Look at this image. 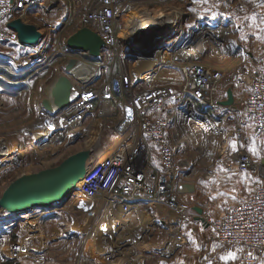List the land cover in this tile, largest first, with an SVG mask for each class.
<instances>
[{
    "label": "built area",
    "instance_id": "2783aa9c",
    "mask_svg": "<svg viewBox=\"0 0 264 264\" xmlns=\"http://www.w3.org/2000/svg\"><path fill=\"white\" fill-rule=\"evenodd\" d=\"M38 1L0 0V46L19 42L18 34L7 28V23ZM129 1L132 0H71L74 12L82 15L78 28L87 26L104 39L101 58L109 62L111 68L116 58L123 55L122 52L126 53V48L143 41L138 35L141 28L121 27L120 20L125 17ZM169 1L176 4L180 0ZM261 1L264 8V0ZM177 8L172 7L171 16L184 17L186 12ZM163 17L146 27L163 28L156 40L171 46L156 52L152 58L156 61L150 70L144 73L121 69L118 73L110 72L103 79L98 73L101 63L84 61L97 71L87 70L83 78L74 73L69 76L73 86H77V94L59 108L51 111L42 108L40 116L28 129L31 140L20 147L31 145L37 156L39 151H51L64 142L85 139L95 131L101 134L107 121H111L110 127L116 138L114 147L108 156L100 157L94 165L91 164L94 156H90L78 187V194L90 205L79 202L75 208L87 219L86 237L76 264H135L138 260L130 256V251L153 235L155 222L166 224L165 215H169L175 225L176 220L187 216L190 205L181 201L182 182L178 178L192 168V163L180 155L179 139L170 127L175 126L177 117H191L188 119L190 126L224 131L215 159L207 169L193 168L187 175L189 180L213 182L219 171L227 175L258 173L264 179V153L257 159L243 146L250 125L264 140V71L252 75L247 70L242 80L248 89L245 99L239 100L234 93V104L221 106L220 101L227 99L226 93L221 95L224 70L200 62L197 56L185 54V47L172 51L184 32L181 34L180 27L177 29L172 25L176 22H168ZM170 32L177 35L170 37ZM133 42L136 44L131 45ZM167 51L172 53V59L161 61V54ZM79 54L85 53L73 55L81 59ZM163 64L179 69L181 79L177 83L157 85ZM141 85L153 87L139 92ZM219 110L221 117L216 122L214 118ZM200 121L204 125L201 126ZM230 121L232 125L226 129ZM230 138H234V144H230ZM100 145L99 151H104ZM94 153L97 157L98 153ZM51 159L52 155L48 160ZM152 202H162L168 212L159 215L142 209ZM147 218H151V225L146 222ZM206 219L222 251L238 254L240 264H255L264 255V185L240 197L220 214ZM171 228L165 227L168 247H163L166 248L164 252L167 248L171 251L176 248L170 234L174 227ZM1 241L0 262L29 257L37 264L47 259V251H40L36 245L27 249L22 239L7 245ZM124 251L125 260L121 256ZM139 260L144 264V259Z\"/></svg>",
    "mask_w": 264,
    "mask_h": 264
},
{
    "label": "rangeland",
    "instance_id": "374dc122",
    "mask_svg": "<svg viewBox=\"0 0 264 264\" xmlns=\"http://www.w3.org/2000/svg\"><path fill=\"white\" fill-rule=\"evenodd\" d=\"M129 3L138 4L137 9L141 13L129 14L127 8L124 19L120 20L121 27L132 28L137 20L150 19L151 16H159L160 13V16H164V19L167 18L168 22H176L172 25L177 29L179 26L180 33L187 34L190 41L200 40V35L208 39L210 42L205 43L207 46L205 52L210 58L218 60L220 63L224 61L231 66H233L232 64L236 66L230 70L222 67L225 69L222 89L232 88L241 101L248 93L247 86L242 83L246 71L250 70L253 75L255 69L257 71L264 70V16H251L254 10L262 9L264 11L261 0H190L189 3L180 0L176 4H172L169 0H132ZM187 5L189 10L192 8V15L188 16V12L184 8H187ZM175 6L186 12L185 19L182 16L178 19L171 16L173 12L170 10ZM141 7L154 15L145 13L143 17L141 16L142 18L139 17L143 13ZM201 15H208V20L203 25L196 22L197 26H193L194 19ZM15 17L24 23L35 25L44 37L36 47L20 48L9 44L0 46V145L13 152L10 155L13 160L10 159L11 162L7 161L0 167V196L10 183L21 175H29L55 167L70 155L85 150L89 151L88 144L98 139L106 151H111L116 140L110 127L111 121H107L101 134L95 131L85 139H74L54 146L51 151L49 150L52 153L51 160H42L44 155L41 156V151L38 156L34 155V148L29 144L25 148H20L32 138L28 129L40 116L46 89L59 80L57 78L59 74L64 76L63 68L67 60L76 56L68 49L67 39L78 29L82 15L74 12L71 0H39L35 5L30 6L24 14H16ZM160 18L162 17H158L157 20H161ZM219 30L222 32L221 38L227 39L228 42L212 38L211 33H216ZM173 34L170 32V37ZM182 36L178 38V43L182 41ZM122 54L116 58L112 68L103 57L97 59L96 62L101 63L98 66L99 77L105 79L110 72L116 73L121 69L146 73L156 61V58L139 59L140 62L136 61L137 64L134 65V61L128 57L125 51ZM172 57V53L167 51L161 54L160 59L161 61L163 59L170 60ZM176 71L178 72L179 69L163 64L156 79L157 85H159L158 79L162 77L163 73H176ZM152 85H141L138 91L145 92L146 89L153 87ZM219 117H221L220 110L214 120L218 122L217 118ZM188 119L191 117H180L179 119L177 117L175 126L171 125L170 127L179 139L177 142L180 143V155L185 156L192 163V168L186 170L178 178V181L182 182L180 185L181 201L189 204L190 209L185 218L176 220L177 223L174 222L176 226L173 224V219H170L171 216L168 217L169 215H165L164 212L159 213V215L166 216V224L160 225L155 222L153 235L149 236L153 238L152 242L130 251L132 258L144 259V264H155L159 258L163 260L162 264H185L191 262L192 259H194L193 263L196 262L200 253H205L204 246H200L197 239L201 235L205 240H210L212 245H218L206 219L220 214L214 206L217 201V199L215 200L217 193L214 194L216 190L207 192L209 187L202 184L206 183L213 188L214 183H217V178L213 182L203 179L189 180L187 172L192 171L193 168L207 169L216 157V151L219 149L217 147L224 131L221 129L219 132L212 131L211 127L207 126H190ZM200 122L201 126L204 125V122ZM231 125L232 121L228 122L226 129ZM247 133L249 136L243 146L254 157L260 159L264 153V140L254 131L252 125L248 127ZM234 143V138H230V144ZM253 148L255 152L252 151ZM202 149L203 151H201ZM17 157L20 160H17ZM228 176L229 182L234 181L243 196L264 185V179L258 173H239ZM78 187H75L77 190L61 205L55 203L49 207L50 209L47 207L46 209L38 208L28 214L15 216L7 215L0 209L1 243L7 245V243L22 239L27 249L36 245L40 251H47V259L42 264H76V258L86 237L84 227L87 223L85 215L75 209L79 202L86 203L85 198H81L78 194ZM198 202L203 204H198ZM207 205L208 207H205ZM196 206L204 209L202 215L195 211L194 207ZM41 212L46 214L41 215L39 220L33 219V217L42 214ZM196 216H201L204 221L196 219ZM146 222L150 225L153 223L151 218H147ZM165 227H174L173 232L176 231V236L175 233L171 235L172 244L176 246L173 251L167 248V251L164 252L166 248L163 247L167 246L168 239L164 236ZM15 236L16 238H14ZM181 237H183V243L179 245L175 240ZM121 256L125 260L126 252Z\"/></svg>",
    "mask_w": 264,
    "mask_h": 264
},
{
    "label": "water",
    "instance_id": "95a60500",
    "mask_svg": "<svg viewBox=\"0 0 264 264\" xmlns=\"http://www.w3.org/2000/svg\"><path fill=\"white\" fill-rule=\"evenodd\" d=\"M7 26L18 34L19 43L25 47L38 46L44 37L35 25L24 23L19 18L8 22ZM162 29L155 25L141 28L138 31V35L143 38V41L134 47L127 48L126 54L128 57L132 61L152 59L156 52L165 51L166 47L171 45L157 42L156 40L159 31ZM176 35L175 33L172 37ZM190 42V40L184 39V41L174 44L172 51L186 47ZM104 46L105 41L101 35L87 26L78 28L67 39V47L72 54L88 53L94 59L101 57ZM81 65L89 67L91 71L94 68L77 57L69 58L63 68L64 80H60L50 89L51 95L59 96L70 91L73 83L69 76L73 75L74 70ZM60 101L63 103L62 106L67 104L69 102V94L63 95ZM233 104L234 91L229 88L227 90V99L220 101V105L228 107ZM42 105L47 111L52 110L49 104L42 103ZM89 159L90 152L85 150L70 155L55 167L46 168L29 175H21L2 192L0 209L30 210L32 208L50 207L55 203L61 205L77 190L75 185L84 177ZM194 209L199 215L203 214L201 207L196 206ZM197 219L204 221L201 216L197 217Z\"/></svg>",
    "mask_w": 264,
    "mask_h": 264
},
{
    "label": "crops",
    "instance_id": "0c3cea01",
    "mask_svg": "<svg viewBox=\"0 0 264 264\" xmlns=\"http://www.w3.org/2000/svg\"><path fill=\"white\" fill-rule=\"evenodd\" d=\"M182 1L187 2V3L190 2V0H182ZM184 8L188 12V16H189V14L192 15L191 14L192 8L189 10L188 5H187V8L186 7H184ZM251 16H264V11L262 9L261 10H258V9L254 10V12L251 14ZM186 17L187 16H185L183 19H185ZM208 18H209L208 15H201L199 17H196L194 19V25L193 26H197L196 22H199L200 25H203L205 23V21L208 20ZM186 22L188 23L187 20H186ZM184 39H188V35L187 34L185 35V33L183 35L182 41H184ZM197 42H198L197 40L191 41L185 47V49H183L184 53L185 54H194L192 49L194 48V45L197 44ZM197 57L200 59L199 60L200 62L205 63V62L209 61L211 63H207V64L213 65V66L220 68L224 71H225V69L230 70V69H234L236 67V66H234V64H232L233 66H231L230 64H227L224 61L222 63H220L218 60L210 58V56L207 55L206 52L202 53V55H198ZM224 65H226V66H224ZM222 67H225V69ZM228 67H231V68H228ZM232 67H234V68H232ZM262 71H264V70H258L257 71V69H255L254 73L256 74V73L262 72ZM180 79H181V75H180L179 71L178 72L176 71V73H170V72L163 73L162 77L158 79V84L159 85H170V84H173L175 82H178ZM221 93H222L221 94L222 97L225 96V93L227 94V89H225V90L222 89ZM216 181H217V183H214L213 188H211V186H208V184H206V183H202V184L206 187H209V189H207V192H210L211 190H214V191L216 190L214 192V194L217 193V195L215 196V197H217V198H215V200L217 199V201L215 202L214 206H215V209L217 210V212L221 213V212L225 211L230 205H232L237 199H239L243 195L241 194L240 189L235 185L234 181H232V183L229 182V176L227 174H223L219 171V174L217 175ZM200 186H202V185H200ZM204 186H202V187H204ZM200 203L203 204L202 202H198V204H200ZM205 207H208V205ZM62 209L64 210V208H62ZM45 214L46 213H42V214H40V216L41 215L43 216ZM40 216L39 217H33V219L37 218L39 220ZM197 217L198 216H196L195 218L197 219ZM33 219H31V220H33ZM197 239H198V243L200 244V246H204L205 253L201 252L199 257L196 258V262L193 263L194 259H192L191 262H188V263L186 262L185 264H240L238 254L234 253L235 259H225V257H228L229 254H225L219 245H216V244L212 245L210 243V240L209 241L205 240L204 236H202V235L199 236ZM152 240H153V238H150V237L145 238V240L142 242H139L134 247V249H139L140 246L149 245V243L152 242ZM134 258L136 260H138L135 264H140V260H139L140 258L139 257L138 258L134 257ZM162 261L163 260L161 258H159L155 262V264H162L161 263ZM175 261L177 262V259ZM14 263L15 264H36L29 257H26V258L22 259L21 261H13V263H11V264H14ZM0 264H6V261L0 262ZM37 264H42V263H37ZM255 264H264V255L261 258H259V260Z\"/></svg>",
    "mask_w": 264,
    "mask_h": 264
},
{
    "label": "bare ground",
    "instance_id": "6f19581e",
    "mask_svg": "<svg viewBox=\"0 0 264 264\" xmlns=\"http://www.w3.org/2000/svg\"><path fill=\"white\" fill-rule=\"evenodd\" d=\"M137 6H139L138 4H133V3H130V4H128V6H127V8H128V13L129 14H131V13H135V14H138V12H139V9H137ZM130 8H132V9H130ZM141 9V11L143 12L139 17H143L144 16V14L145 13H147L148 15H154L153 13L151 14V12H149L148 10H145L144 8H140ZM144 10V11H143ZM139 13H141V12H139ZM19 14H24V13H19ZM141 17V18H142ZM158 17H162V16H160V13H159V16H151V18L150 19H144V18H142L140 21H138L137 20V22L135 23V25H133V29L134 28H136V29H140V28H143V27H145L146 28V26H148L149 24L148 23H156V20H157V18ZM164 18V17H163ZM156 19V20H155ZM161 19V18H160ZM221 34H222V32H221V30H219V31H217L216 33H211V35L213 36L212 38H214V40H220V41H225V42H228L227 41V39L225 40H223V38H221ZM199 39L200 40H198L199 41V43L198 44H196V45H194V48L192 49L193 50V52H194V54H190V55H192V56H198V55H202V53H204L205 51H206V42H210L208 39H206L205 37H203V35H200V37H199ZM136 43H131V45H135ZM197 46V47H196ZM127 49V48H126ZM227 51V50H226ZM127 52V51H126ZM181 55V54H180ZM179 55V56H180ZM138 62H140V60H137ZM87 70H89V67H85V66H79L77 69H75L74 70V74L76 75V76H78L79 78H83L84 77V75H86L87 74ZM92 71H94V72H96L97 71V68H93L92 69ZM174 76V75H173ZM59 80H56L55 81V84H57L60 80H64V76L61 74H59V77H57ZM54 84V85H55ZM54 85H51V86H49L47 89H46V92H45V98L43 99V101H42V103H44V104H49L50 106H51V109H54L55 107H57V108H59L60 106H62V101H60L62 98H63V95L64 96H66V95H68L69 94V100L71 99V98H73L76 94H77V91H75V89L77 88V86H73V87H71V90L70 91H68L67 93H65V94H63V95H51V93L49 92L50 91V89L54 86ZM64 102V101H63ZM42 107H43V105H42ZM44 108V107H43ZM113 141H114V139H113ZM113 141H112V143H113ZM89 146H90V150H89V152H90V156L91 155H93L94 156V160L92 161L91 160V164L92 165H94L96 162H98L99 161V159H100V157H106V156H108L109 154H110V151H106V150H104V151H99V147L101 146L100 145V141H99V139L98 140H96V141H94L93 143H90V144H88ZM113 147H114V145H113ZM108 150V149H107ZM94 152H97L98 153V156L97 157H95L96 155H94L95 153ZM11 154H13V152L12 151H8V150H6L5 148H2L1 147V145H0V155H1V157H0V167L2 166V165H4L7 161L8 162H11L12 160H13V158L10 156ZM23 155V154H22ZM44 155V157H43V159L42 160H48L50 157H51V155H52V153H50L49 152V150H44V151H41V156H43ZM21 156V155H20ZM19 156V157H20ZM38 156V155H37ZM23 157V156H22ZM102 157V158H103ZM11 159V161H9ZM98 159V160H97ZM17 160H20L18 157H17ZM92 165H91V167H92ZM90 167V168H91ZM87 171V170H86ZM80 185V181H78L77 183H76V185H75V187H77V186H79ZM84 198V197H83ZM85 205H90V202L85 198ZM53 206V205H52ZM51 207V206H50ZM145 207V208H144ZM47 208H49V207H47ZM33 209H38V208H32V209H30V210H8V209H5V212H6V214L7 215H12V216H15V215H19V214H28V213H30V212H33L34 210ZM39 209H46V208H39ZM50 209V208H49ZM142 209L144 210V209H146L147 211H151V212H156L157 214L158 213H167L168 212V209H167V207L162 203V202H152V203H150V204H147V205H145V206H143L142 207ZM138 212H141V211H138ZM203 212H204V209H203ZM37 219V218H36ZM38 220V219H37ZM93 232H94V230H93ZM93 232L91 233V235L93 234ZM175 232H173V231H171V235H173ZM176 241V243H179V244H182L183 243V240H180V241H178V240H175Z\"/></svg>",
    "mask_w": 264,
    "mask_h": 264
},
{
    "label": "trees",
    "instance_id": "16d2710c",
    "mask_svg": "<svg viewBox=\"0 0 264 264\" xmlns=\"http://www.w3.org/2000/svg\"><path fill=\"white\" fill-rule=\"evenodd\" d=\"M4 45H6V44H4ZM9 45H14V46H17V47H20V48H26L25 46H22L19 42L18 43L9 44ZM79 57L83 61H97V59L92 58L88 53L79 54ZM116 73H118V72H116ZM14 238H16V236ZM11 263H13V261H7L6 262V264H11Z\"/></svg>",
    "mask_w": 264,
    "mask_h": 264
},
{
    "label": "snow or ice",
    "instance_id": "6c2138e0",
    "mask_svg": "<svg viewBox=\"0 0 264 264\" xmlns=\"http://www.w3.org/2000/svg\"><path fill=\"white\" fill-rule=\"evenodd\" d=\"M128 114L131 115V109L128 110ZM253 152H255V149H252ZM83 207V205H81ZM225 259H235V255L232 253H229L228 257H225Z\"/></svg>",
    "mask_w": 264,
    "mask_h": 264
}]
</instances>
